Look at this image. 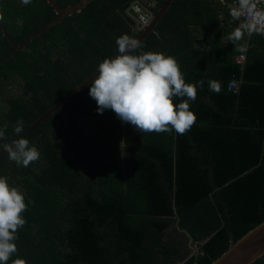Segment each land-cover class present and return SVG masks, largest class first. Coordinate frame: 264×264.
<instances>
[{"label": "trees", "instance_id": "1", "mask_svg": "<svg viewBox=\"0 0 264 264\" xmlns=\"http://www.w3.org/2000/svg\"><path fill=\"white\" fill-rule=\"evenodd\" d=\"M233 1L174 0L64 104L105 166L58 110L0 157V264H211L264 221V36ZM164 2L93 0L9 57L0 27V153ZM57 16L47 0H0L16 45Z\"/></svg>", "mask_w": 264, "mask_h": 264}, {"label": "water", "instance_id": "2", "mask_svg": "<svg viewBox=\"0 0 264 264\" xmlns=\"http://www.w3.org/2000/svg\"><path fill=\"white\" fill-rule=\"evenodd\" d=\"M48 3L53 7L55 12L57 13V17L48 23L46 26L32 34L28 37L24 42L19 45H16L9 38L5 27L0 23V27L3 29L4 35L9 39L11 45L13 46L12 52L7 56L9 57L15 51L21 50L26 47L30 42H32L35 38L40 36L42 33L56 25L66 16H71L74 13H79L82 9L89 4L93 0H80L78 3L74 5H68L66 7H61L57 0H47ZM174 0H165L164 4L159 8L156 14H151V19L149 23L143 24L142 22H138V28L142 29V33L135 37L130 43H128L120 52H118L114 57H112L109 61L104 63L99 69H97L92 75H90L86 80L82 83L74 87L68 93H66L50 110L45 112L40 118H38L33 124H31L26 130H24L18 137H16L1 153L0 157L8 154L10 149L20 141L26 134H28L31 130L37 127L42 121H44L48 116L53 114L55 111H60L62 114L66 126L72 136V138L78 142L81 146H83L86 150H88L92 155H94L97 159H99L102 163V167L106 165V161L100 159L93 151H91L85 144H83L73 133L70 123L68 121L67 115L63 110L64 104L77 92L86 88L90 83H92L96 78L100 77L104 71H106L109 67L116 64L119 60H121L124 56L130 55L131 50L136 47L140 42H142L149 33L156 31V25L162 19L164 14L168 11L170 6L172 5ZM216 1V0H215ZM220 1V0H219ZM4 58L3 60H5ZM2 60V61H3ZM0 61V64L2 63ZM189 236V241L193 242L190 235L185 231ZM198 252V248L195 249ZM264 255V221L248 231L244 236L238 239L236 242L232 241L230 247L222 253L217 259H215L211 264H252L257 259ZM179 262L178 264H181Z\"/></svg>", "mask_w": 264, "mask_h": 264}, {"label": "built area", "instance_id": "3", "mask_svg": "<svg viewBox=\"0 0 264 264\" xmlns=\"http://www.w3.org/2000/svg\"><path fill=\"white\" fill-rule=\"evenodd\" d=\"M220 1L225 2L226 0ZM229 7L234 17L240 20L241 27L247 22L248 27L254 28L264 36V0H244V3L233 1L229 4ZM139 21L143 24H147L148 18L141 14ZM244 61V54L237 56L236 62L238 64H243ZM228 86L230 90L237 92L240 88V83L237 81H231Z\"/></svg>", "mask_w": 264, "mask_h": 264}, {"label": "rangeland", "instance_id": "4", "mask_svg": "<svg viewBox=\"0 0 264 264\" xmlns=\"http://www.w3.org/2000/svg\"><path fill=\"white\" fill-rule=\"evenodd\" d=\"M139 12H140V11H139ZM141 13H142V12H141ZM142 15H144V14H142ZM12 89H13L12 92H16V91H17L15 87H12ZM172 228H173V227H172ZM172 228H171V229H172ZM182 232H183V231H182ZM173 233H175V236H176V237L182 239V236H181V235L177 234L175 231H174ZM177 235H178V236H177ZM183 242H184V241H183ZM186 243H187V244H186L187 252H189V253L192 254L193 252L196 251L195 249H196L197 247H196V245H195L193 242H190L189 240H188V241L186 240Z\"/></svg>", "mask_w": 264, "mask_h": 264}, {"label": "clouds", "instance_id": "5", "mask_svg": "<svg viewBox=\"0 0 264 264\" xmlns=\"http://www.w3.org/2000/svg\"><path fill=\"white\" fill-rule=\"evenodd\" d=\"M140 22V21H139Z\"/></svg>", "mask_w": 264, "mask_h": 264}]
</instances>
